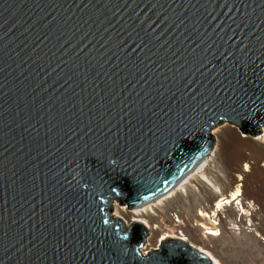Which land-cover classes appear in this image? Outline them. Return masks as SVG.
Segmentation results:
<instances>
[{
    "label": "water",
    "instance_id": "obj_1",
    "mask_svg": "<svg viewBox=\"0 0 264 264\" xmlns=\"http://www.w3.org/2000/svg\"><path fill=\"white\" fill-rule=\"evenodd\" d=\"M222 123L264 129V0H0V264H217L139 208ZM106 221V223H105Z\"/></svg>",
    "mask_w": 264,
    "mask_h": 264
},
{
    "label": "rangeland",
    "instance_id": "obj_2",
    "mask_svg": "<svg viewBox=\"0 0 264 264\" xmlns=\"http://www.w3.org/2000/svg\"><path fill=\"white\" fill-rule=\"evenodd\" d=\"M217 127L210 159L183 186L145 210L113 202V214L117 208L127 226L137 220L150 224L142 252L157 249L164 235L174 233L222 264H264V129L245 137L235 124ZM237 186L243 194L216 209L219 197Z\"/></svg>",
    "mask_w": 264,
    "mask_h": 264
},
{
    "label": "bare ground",
    "instance_id": "obj_3",
    "mask_svg": "<svg viewBox=\"0 0 264 264\" xmlns=\"http://www.w3.org/2000/svg\"><path fill=\"white\" fill-rule=\"evenodd\" d=\"M217 130H218V127H217ZM212 150H213V149H212ZM211 154H212V153H211ZM211 154H210V155H211ZM210 155H208V156L206 157L205 162H204L201 166H199V167L196 168L194 171H192V172L188 175V177H187L183 182L178 183L177 186H175V187H174L172 190H170L167 194H165V195H163V196L157 198L156 200H154V201H152V202H150V203H147V204H145V205H143V206H141V207H139V208H133V209H136V211H138V210H145V209H146L147 207H149V206L152 207V205H153L154 203H158V202H160L161 200L164 199V197L170 195V194H171L172 192H174L178 187L183 186V183H185V182H187L188 180H190V177H192L193 175H195L198 171H201V170H202V167H203V166L205 165V163L210 159V158H209ZM248 166H249V165L247 164L246 168H247ZM247 169H248V168H247ZM202 175H203V177H204L206 180L209 181V178H208L207 175H205L204 173H202ZM230 192H231V193H230V196H228V197H225L224 195H222L221 197H219V199H218L217 202H216V209H218V210H219V209H222V208L224 207L225 204H230V202H231L233 199H236V200H237V199L243 194L242 189H241L239 186H237L234 190H232V191H230ZM144 206H145V207H144ZM215 212H217V210H216ZM200 214H201L203 217H207V216H208L204 211H202ZM115 215H116V216H121V214H120V212L118 211L117 208H116V211H115ZM144 222H145V224L147 225L148 229L151 228L150 224H149L146 220H145ZM144 222H143V223H144ZM209 234H210V235H214V234H216V229H211V230L209 231ZM168 237H171V238H178V239H184V240H186V237H185V236H178V235H175L174 233L164 235V236H163V240L166 239V238H168ZM201 250L204 251L205 253H207V254H208V255H209L214 261L217 262V264H222V263L220 262V260L214 258V257H213L208 251L204 250L203 248H201ZM143 253L145 254V253H147V252H144V251H143Z\"/></svg>",
    "mask_w": 264,
    "mask_h": 264
},
{
    "label": "built area",
    "instance_id": "obj_4",
    "mask_svg": "<svg viewBox=\"0 0 264 264\" xmlns=\"http://www.w3.org/2000/svg\"><path fill=\"white\" fill-rule=\"evenodd\" d=\"M145 254H147V253H145Z\"/></svg>",
    "mask_w": 264,
    "mask_h": 264
},
{
    "label": "snow or ice",
    "instance_id": "obj_5",
    "mask_svg": "<svg viewBox=\"0 0 264 264\" xmlns=\"http://www.w3.org/2000/svg\"><path fill=\"white\" fill-rule=\"evenodd\" d=\"M105 223H106V221H105Z\"/></svg>",
    "mask_w": 264,
    "mask_h": 264
}]
</instances>
